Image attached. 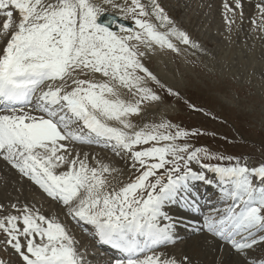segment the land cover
I'll return each instance as SVG.
<instances>
[{
	"label": "snow or ice",
	"instance_id": "1",
	"mask_svg": "<svg viewBox=\"0 0 264 264\" xmlns=\"http://www.w3.org/2000/svg\"><path fill=\"white\" fill-rule=\"evenodd\" d=\"M104 5L118 9L120 19L131 18L135 27L114 19L99 22ZM223 7L231 32L235 16L243 18V3ZM255 7L261 22L252 23L264 32V0ZM0 15L7 37L0 50V157L62 204L68 216L92 225L102 243L123 253L125 259L116 264H190L188 257L161 259L155 249L175 242L174 225L164 223L172 219L168 206L179 203L199 211L187 196L190 181L212 184L205 170L218 179L225 206L205 215L203 228L241 254L264 243V186L253 182L254 177L264 182V163L250 168L193 148L187 138L203 133L165 120L133 122L147 102H162L149 83L166 87L143 63L148 50L159 47L179 55L173 41L201 50L175 27L158 0H0ZM121 89L133 99H124ZM93 139L114 141L118 152L127 153V183L110 184L108 164L91 166L86 154H73L64 143ZM12 208L17 214L0 218V234L22 264H81L75 241L57 219L27 206Z\"/></svg>",
	"mask_w": 264,
	"mask_h": 264
},
{
	"label": "rangeland",
	"instance_id": "2",
	"mask_svg": "<svg viewBox=\"0 0 264 264\" xmlns=\"http://www.w3.org/2000/svg\"><path fill=\"white\" fill-rule=\"evenodd\" d=\"M94 2L103 4V0H94ZM141 2L146 3L145 0H141ZM158 2L168 14L174 17L178 27L182 31L188 32L190 38L200 45L201 50L192 49L176 41L173 42L177 43L181 49L179 55L168 50H161L159 47L148 50V54L143 58V63L166 87L161 89L158 85L149 83L148 86L162 97V102H147L143 113L134 118L133 122L143 125L165 120L190 133H203L201 136L187 138L186 142L193 148H206L212 154L232 157L233 162L236 160H240L242 163L246 162L250 168L264 163V32L257 28V24L261 22L257 15V9L244 5L243 18L236 15L235 23L232 24V30L229 32L224 19L223 5L225 2L234 5V0H158ZM116 3L123 4L124 0H116ZM186 6L191 8L190 12L184 10ZM104 7L107 9L105 13H119L121 14H117L119 18L122 16L118 9H113L108 5H104ZM203 11L204 13H202ZM229 17L231 19L232 15L229 14ZM170 18L173 20L172 17ZM124 20L122 19V21ZM253 20H256L257 24H253ZM16 21H18V16L13 17V29ZM126 21L131 23L133 28L135 27L131 18ZM152 22L158 24L154 18H152ZM2 25L3 22L0 20V50L7 42ZM159 30L164 31L165 29ZM96 78L103 79L99 76ZM167 88L179 93V96L169 95ZM120 92L124 99H133L126 90L121 89ZM193 106L196 110H193ZM109 123L114 124L115 122ZM94 141H92L93 144L92 142H78V146L74 142L64 143L69 144V150L73 154H79L81 157L86 154L91 166H96L98 163L108 164L113 169L111 176L108 177L110 184L118 187L121 183H127L131 175V161L128 159L127 153L118 152L112 146L114 141L97 139L96 141H102L98 145ZM73 148H78V151ZM210 162L227 164V161L213 160ZM192 167L194 170H200L195 163ZM8 173L12 177L8 182L12 188L5 196L9 197L10 193L16 192L19 193L18 195L27 193V203L31 206L27 207L39 210V212L47 211L53 215L67 229L70 236L74 235L71 237L75 241V248L76 245L78 249L85 248V250L92 247L88 239L83 238L86 235L82 234L83 230L79 231L81 233L78 236L75 231L76 227L72 226L75 225L74 222H67L64 214V211L67 213V209L60 206V203L54 205L51 202L53 207L45 205L37 185L26 182L28 179H25L20 173L14 175L11 170ZM18 174L20 176H17ZM210 174L205 170L207 178ZM1 180L2 176L0 175V182ZM217 181L218 179H215L214 182ZM253 182L258 186H264V182L259 178L254 177ZM201 184L205 185L202 181H196L191 188L194 190L193 193L188 195L194 194L195 206H198L199 202L204 212L199 216V219L197 218L198 222L200 220L204 222V216L212 212L217 204H219V208L225 206L220 198V189L219 193H215L214 196L207 192V190H213L210 189L214 188L212 186H220L217 185L218 183L212 182V185L209 184L210 187ZM0 187H3L2 184ZM198 190H200L199 195L196 196ZM211 204L212 210H208L207 206ZM12 205H16L17 208L25 207L17 202L0 203V209H7V212L0 211V218L9 213L17 214ZM49 207L51 208L49 209ZM167 208L165 210L168 215L178 216L180 214L176 208L171 211ZM183 208H179L182 215L188 217ZM191 215L189 216L194 217L193 214ZM174 219L172 218V220ZM77 220L79 221L78 218ZM175 221L180 224L176 219ZM176 226L173 232L177 235L179 232L185 238L178 241L177 245L172 248H162L160 250L162 253L156 252L157 254L160 252L161 258H174L179 261L188 257L190 264H249V262L250 264H264V243L255 246L256 249L250 253L240 256V254H230L228 249L223 248L225 245L202 226L200 227L203 230ZM3 241L4 236L0 235V260H3L5 264H19L17 261L20 260L19 256L14 253L10 245ZM80 244L82 245L80 246ZM168 249H176L175 256L166 251ZM224 252H226L225 257L222 256ZM245 256H247V260ZM88 260L95 264L102 263L99 256L93 260L88 258Z\"/></svg>",
	"mask_w": 264,
	"mask_h": 264
},
{
	"label": "bare ground",
	"instance_id": "3",
	"mask_svg": "<svg viewBox=\"0 0 264 264\" xmlns=\"http://www.w3.org/2000/svg\"><path fill=\"white\" fill-rule=\"evenodd\" d=\"M213 1V0H212ZM145 2L147 3V0H145ZM188 6H186V7H184V10H187L188 12H190L191 11V8L189 9V8H187ZM204 7V6H203ZM205 11V10H204ZM204 11L202 12V13H204ZM167 13V12H166ZM179 13V12H178ZM199 13V12H198ZM105 14H109V13H105ZM117 14H119V13H115V14H110V15H113V16H115L116 17V21L117 22H120V21H122V19H120L118 16H117ZM168 14V13H167ZM176 14V13H175ZM119 15H121V14H119ZM171 15V14H170ZM0 20H2L3 21V18L1 17V15H0ZM114 25H116V24H114ZM164 30V29H163ZM2 40V39H1ZM2 42V41H1ZM74 143H76L75 145H77L78 144V142H74ZM92 144H93V142H92ZM74 145V146H75ZM78 146V145H77ZM74 149V148H73ZM76 149V151H78V148H75ZM74 149V150H75ZM77 153H79V152H77ZM76 154V153H75ZM2 163H4V164H2ZM9 170H11L13 173H14V175H16L17 173H19L16 169H13L12 167H11V165H9L7 162H5L3 159H2V157H0V175L2 176V180H1V184H2V186L3 187H0V203H2V204H11V203H13V202H17V203H19L20 205H22V206H30V205H28V200H27V193H25V194H20V195H18L19 193L18 192H16V193H10V195H9V197L8 196H5V195H7V193L8 192H10L11 191V185H10V183H8L9 182V179H11L12 177H11V175H10V173H8L9 172ZM21 175V174H20ZM19 174L17 175V176H20ZM25 179H28L27 177H25ZM214 179V178H213ZM215 179H217L216 177H215ZM215 179H214V181H215ZM25 181V180H24ZM26 182H30V183H33L31 180H27ZM195 182L196 181H190V188H193V186L195 185ZM214 184L215 183H218L217 185H219V181H217V182H213ZM0 184V185H1ZM201 185H203V184H201ZM206 185V187H207V185H209V184H205ZM205 185H203V186H205ZM212 185V184H211ZM39 188V187H38ZM210 189H214V188H210ZM192 190V189H191ZM39 191L41 192V195L43 196V198H44V202H45V205H51V202H53L54 203V205L56 204H59L57 201H55V200H52L50 197H48L40 188H39ZM193 191L194 190H192L191 191V193H193ZM190 193V194H191ZM11 195H14V196H16V197H13V196H11ZM189 195V194H188ZM52 206V205H51ZM31 207V206H30ZM53 207V206H52ZM51 207H49V209H50ZM193 208L192 209H190V212H193ZM189 211V210H188ZM41 214H43V215H45L46 217H49V218H55L53 215H51V214H49L47 211H44V212H40ZM61 213V212H60ZM62 213H63V211H62ZM64 214L66 215H63V216H65V218H66V220H67V222H69V221H73L74 222V224L75 225H72V226H75L76 227V229H78V230H81L82 228H79V227H77L76 225H77V223L79 222L77 219H73L72 217H70V216H68L66 213H65V211H64ZM5 215H7V214H5ZM172 214H169V216H171ZM174 215V217L176 216L175 214H173ZM172 215V216H173ZM172 220V219H171ZM175 220V219H174ZM59 222V221H58ZM88 225V224H87ZM192 227H190V229H191ZM83 230V229H82ZM194 231V230H193ZM82 232V231H81ZM184 232H186V231H184ZM188 233V232H187ZM82 234H85L84 232H82ZM190 234V233H189ZM0 235H3V234H0ZM81 237H83V236H81ZM84 238V237H83ZM187 238V237H186ZM194 241H196V240H194ZM82 242H83V240H82ZM82 244H80V246H81ZM90 245H92V244H90ZM203 245V244H202ZM92 247H93V245H92ZM187 248V247H186ZM160 251V250H159ZM166 251H168V252H171V254L172 255H174L175 256V253L177 252L176 251V249L174 250V249H172V250H170V249H168V250H166ZM176 251V252H175ZM158 252V251H157ZM170 254V255H171ZM223 257H225L226 256V252H224L223 253V255H222ZM90 259H94V258H96V257H92V256H90L89 257ZM18 261V263L19 264H22V261L21 260H17ZM81 264H83V262H81ZM101 264H103V263H101Z\"/></svg>",
	"mask_w": 264,
	"mask_h": 264
},
{
	"label": "water",
	"instance_id": "4",
	"mask_svg": "<svg viewBox=\"0 0 264 264\" xmlns=\"http://www.w3.org/2000/svg\"><path fill=\"white\" fill-rule=\"evenodd\" d=\"M110 19H114V20H116L115 17L105 15V16H102V17L100 18V21H99V22H101V23H107L108 20H110ZM119 23H120V24H124L126 27H130V25H129L128 23H125V22H119Z\"/></svg>",
	"mask_w": 264,
	"mask_h": 264
}]
</instances>
